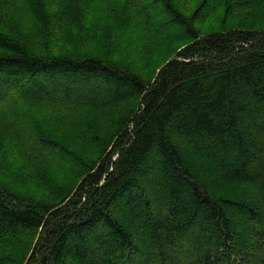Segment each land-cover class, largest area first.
<instances>
[{"label": "trees", "instance_id": "1", "mask_svg": "<svg viewBox=\"0 0 264 264\" xmlns=\"http://www.w3.org/2000/svg\"><path fill=\"white\" fill-rule=\"evenodd\" d=\"M257 4L0 0V264H264Z\"/></svg>", "mask_w": 264, "mask_h": 264}, {"label": "rangeland", "instance_id": "2", "mask_svg": "<svg viewBox=\"0 0 264 264\" xmlns=\"http://www.w3.org/2000/svg\"><path fill=\"white\" fill-rule=\"evenodd\" d=\"M257 3H259V4H257L256 6L257 7H259V8H263L264 7V0H255ZM135 27H138V25H134ZM110 30H112V28H110ZM0 153H1V151H0ZM1 155V154H0ZM119 155H118V152H115L114 153V155H113V160L114 159H116L117 157H118ZM83 200V199H82Z\"/></svg>", "mask_w": 264, "mask_h": 264}]
</instances>
